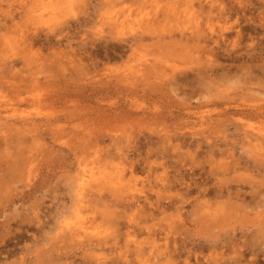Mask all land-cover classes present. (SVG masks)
Here are the masks:
<instances>
[{"label": "rangeland", "instance_id": "1", "mask_svg": "<svg viewBox=\"0 0 264 264\" xmlns=\"http://www.w3.org/2000/svg\"><path fill=\"white\" fill-rule=\"evenodd\" d=\"M0 264H264V0H0Z\"/></svg>", "mask_w": 264, "mask_h": 264}, {"label": "bare ground", "instance_id": "2", "mask_svg": "<svg viewBox=\"0 0 264 264\" xmlns=\"http://www.w3.org/2000/svg\"><path fill=\"white\" fill-rule=\"evenodd\" d=\"M13 128V127H12ZM99 243V242H98ZM212 244V243H211ZM215 244V243H214ZM177 253V252H176Z\"/></svg>", "mask_w": 264, "mask_h": 264}]
</instances>
